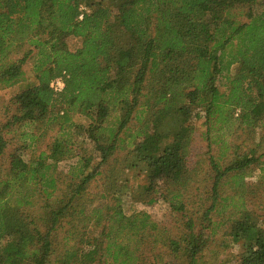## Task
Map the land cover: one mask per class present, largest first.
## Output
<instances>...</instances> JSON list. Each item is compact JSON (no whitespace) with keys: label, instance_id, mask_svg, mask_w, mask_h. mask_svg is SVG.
<instances>
[{"label":"trees","instance_id":"1","mask_svg":"<svg viewBox=\"0 0 264 264\" xmlns=\"http://www.w3.org/2000/svg\"><path fill=\"white\" fill-rule=\"evenodd\" d=\"M5 90L0 264H264V0H0Z\"/></svg>","mask_w":264,"mask_h":264},{"label":"rangeland","instance_id":"2","mask_svg":"<svg viewBox=\"0 0 264 264\" xmlns=\"http://www.w3.org/2000/svg\"><path fill=\"white\" fill-rule=\"evenodd\" d=\"M66 44L68 49L72 50L74 48H76L79 45V42L77 39L75 38H68L66 39ZM24 70H25V78L26 79H31L33 77L32 72H31V63L28 62L27 65L24 66ZM221 90H224V86H220ZM10 90H5V91H0V122H4L5 119V113H3V106L6 104L7 99L9 98V94ZM74 119L77 121L80 120V117L78 118L77 116L74 115ZM83 121V120H80ZM201 121H196L194 123V132H193V139H192V143H191V155H190V160L191 163L195 165L198 161V159L202 160L204 158V152L206 150V141H204V139L201 137V132L203 131V127L200 125ZM239 133L241 134V132L239 131ZM51 134V133H50ZM12 134L8 135V138L11 137ZM14 136V134H13ZM46 140V138H45ZM16 138L13 140L14 144L16 145H22L23 142L22 141H18L16 142ZM47 142V141H46ZM42 147V143L39 146L38 144H35L32 147L33 149H38ZM31 149H26L25 154L26 156H30L31 154ZM75 161V159L72 160H68V161H64L62 163H59L58 167L61 170L66 171L67 167L73 162ZM200 166L204 167V165L202 163L199 164ZM258 170L256 169L255 172H253V176H248L246 177V181L248 183L254 182L255 181V175L257 174ZM124 178L127 179L125 186L126 189L124 191V193H128V194H123L122 198H121V202H120V206L122 211L125 214H130L134 211H146L147 213L150 214L151 218L153 220H155L156 222H158L161 225H166L169 226L171 225V221H170V213H169V209L167 207L166 204H164V202L162 201H156L150 205H144L141 200H139L140 198V194L136 191L135 189H132L136 186L137 184V180H135L132 177V173L125 171L124 172ZM100 182L98 181L97 184H99ZM106 202V203H104ZM114 199L113 198H108L106 200H101L100 203L103 204L104 206H107L106 204L109 203H114ZM102 206V205H101Z\"/></svg>","mask_w":264,"mask_h":264},{"label":"built area","instance_id":"3","mask_svg":"<svg viewBox=\"0 0 264 264\" xmlns=\"http://www.w3.org/2000/svg\"><path fill=\"white\" fill-rule=\"evenodd\" d=\"M82 10H84V7H81ZM82 16V14L79 15V18ZM50 86L53 88L54 91H60L63 86H64V82H63V78L61 76L55 77L51 83Z\"/></svg>","mask_w":264,"mask_h":264}]
</instances>
